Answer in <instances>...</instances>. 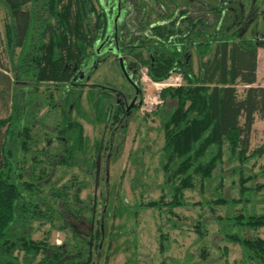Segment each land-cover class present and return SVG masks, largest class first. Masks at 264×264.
<instances>
[{
	"label": "trees",
	"instance_id": "16d2710c",
	"mask_svg": "<svg viewBox=\"0 0 264 264\" xmlns=\"http://www.w3.org/2000/svg\"><path fill=\"white\" fill-rule=\"evenodd\" d=\"M169 2L170 7L161 0H0L9 16L5 45L19 50L13 77L21 82L14 91L9 87L7 97L9 78L0 73V99L8 110L0 116V264H95L101 253L99 214L78 219L71 228L83 242L80 248L33 237L34 221L52 227L57 215L67 224L66 216L76 217L68 215L66 198L70 193L78 202L79 185L72 190L69 185L59 188L52 173L57 166L76 165L88 145L78 119L69 117L72 107L68 106L64 124L55 126L57 136L65 139L62 149L35 148L20 97L30 86L35 92L43 85L48 96L52 87L67 100L79 86V73L96 61L102 45L104 52L112 48L116 57L128 58L124 67L135 70V76L145 68L152 81L173 73L181 78L178 85L158 93L163 107L167 105L158 116L163 136L160 163L167 171L165 180H170L167 199L161 195L138 205L163 210L170 221L174 209L184 205V190L195 186L208 190L215 177L219 181L214 188H221L228 167L238 196H223L219 191L210 201L239 207L214 215L216 233L222 241L240 247V264H264V238L245 233L264 228V211H254L256 200L248 198L264 190V180H256L259 173L264 174V164L257 172L252 170L264 149L261 144L250 145L255 119L263 122L264 133V86L253 85L256 42L229 31L224 0L218 5L202 3L201 11L196 0ZM191 50L196 54L195 65ZM89 94L94 97L95 121L111 130L124 113L122 101H111L112 95L108 98L105 90L92 89ZM67 103L73 106L77 101ZM93 147L91 165L97 170L109 144L97 140ZM197 226L201 237L202 225ZM158 237L162 254L166 237L161 233ZM221 253H227L226 246Z\"/></svg>",
	"mask_w": 264,
	"mask_h": 264
},
{
	"label": "rangeland",
	"instance_id": "374dc122",
	"mask_svg": "<svg viewBox=\"0 0 264 264\" xmlns=\"http://www.w3.org/2000/svg\"><path fill=\"white\" fill-rule=\"evenodd\" d=\"M161 1L170 7L168 0ZM196 1L197 11H201L202 3L218 5L220 2V0ZM229 1L234 10L231 9V12L235 13L232 15L228 12L224 21L230 26L229 31L239 37L256 38L258 49L263 52L264 0ZM8 22L7 10L0 3V73L9 78L8 88L5 90L7 97L11 95L9 87L14 91L21 85V82L13 77L19 50L17 48L8 50L5 45V29ZM102 46L99 47L100 55L96 61L86 67V70H80L79 86L72 89L67 100H64V94L60 89L54 91L52 87L48 88L51 89L48 96L43 85H39L35 92L28 86L29 88L25 89L28 91L20 97L24 106L23 115L29 120L31 144L35 143V148L47 149L50 152L62 149L65 139L57 136L55 126L61 127L64 124L69 111L68 106L72 107L69 117L78 119L88 145L85 155L79 158L76 165L57 166L52 173L55 186L59 188L69 185L72 190V186L79 185L78 202L73 200L70 193L66 198L70 209L68 215L71 213L76 215L74 219L72 216L70 219L66 216L71 226L64 222L62 215H59L60 217L57 215L52 227L34 221L33 237L46 240L49 244L66 243L74 248H80L83 242L72 234L71 228L76 227L79 220L99 214L103 235L101 253L95 264H159L160 261H163V264H240V247L220 239V235L216 233L217 223L213 218L214 215L231 213L239 205L226 207L210 201L219 191L223 196L233 198L238 196L237 186L231 183L228 167L223 172L221 188H214L219 181L215 177L213 182H210L208 190L201 191L198 186L184 190V205L174 209V215L169 216L170 221L167 219V212L138 205L150 199H159L161 195L167 199L170 180H165L167 171L161 168L160 163L163 136L158 117L167 105L163 107L158 93L164 87L178 85L181 78L173 73L156 82L145 75L144 68H140L136 81L138 92L135 95L129 79L122 76L118 58L110 48V51L104 52ZM190 56L195 65L194 51H190ZM260 57V63H263L261 75L264 78V55ZM126 61L129 59L123 58L122 64L124 65ZM92 89L107 91L108 98L112 95L111 101H122L124 113L111 130L107 125L106 127L103 123H97L94 119L91 107L94 97L89 94ZM241 89L242 87L238 86L239 93ZM74 99L77 104L70 106L67 101L72 102ZM6 108L0 99V116L8 113ZM153 112H156L155 115ZM146 113L144 117L143 114ZM262 130L263 122L255 119L250 136L251 147L261 144L264 149ZM97 140L102 145L107 141L109 150L107 157L100 159L101 163L96 170L91 161L95 154L93 145ZM102 151L101 149L100 152ZM261 164H264V151L255 161L252 170L257 172ZM256 180L263 181L264 174L259 173ZM263 196L264 190L248 196L251 200H256L254 211H264V202L261 201ZM246 208H250V203L246 204ZM198 224L202 225L201 237L196 231L200 229ZM79 229L83 228L79 226ZM159 233L166 237L165 250L162 254L158 251ZM245 233L264 238L263 227ZM222 246L227 248L225 255L221 253Z\"/></svg>",
	"mask_w": 264,
	"mask_h": 264
},
{
	"label": "flooded vegetation",
	"instance_id": "af4514ba",
	"mask_svg": "<svg viewBox=\"0 0 264 264\" xmlns=\"http://www.w3.org/2000/svg\"><path fill=\"white\" fill-rule=\"evenodd\" d=\"M169 1V0H168ZM221 1V0H220ZM224 1H226L227 2V4H226V14L228 13V12H231V9H232V11H234L233 10V8L230 6V1L229 0H224ZM232 13V12H231ZM235 13H232V15H234ZM254 39V38H253ZM256 39V38H255ZM254 39V41L256 42V40ZM121 60H122V58H121ZM124 65H126V64H124ZM124 65H123V67H124ZM121 70V69H120ZM144 70H145V68H144ZM138 71V76H139V70H137ZM136 71L135 70H133V69H131V67L130 66H125L124 67V72H122V70H121V73H122V76H124V75H126V76H124L125 78H128L129 80H128V82H129V84L132 86V88H133V92L135 91V95H136V93L138 92L137 91V85H136V81H137V79H138V76H135V73Z\"/></svg>",
	"mask_w": 264,
	"mask_h": 264
},
{
	"label": "crops",
	"instance_id": "0c3cea01",
	"mask_svg": "<svg viewBox=\"0 0 264 264\" xmlns=\"http://www.w3.org/2000/svg\"><path fill=\"white\" fill-rule=\"evenodd\" d=\"M262 54L264 55V48H263V52H260L258 49V46L256 44L255 81H254L253 85L264 86V78L261 75L262 70H263L262 69L263 63H260V60H261L260 56Z\"/></svg>",
	"mask_w": 264,
	"mask_h": 264
},
{
	"label": "water",
	"instance_id": "95a60500",
	"mask_svg": "<svg viewBox=\"0 0 264 264\" xmlns=\"http://www.w3.org/2000/svg\"><path fill=\"white\" fill-rule=\"evenodd\" d=\"M114 37H115V34H114ZM99 47H100V46H99ZM110 50L112 51V48H110ZM116 51H117V50H116ZM117 58H118V65H119L120 69L122 70V72H124V67H123V64H122L121 57L118 56ZM124 76H126V75H124Z\"/></svg>",
	"mask_w": 264,
	"mask_h": 264
},
{
	"label": "built area",
	"instance_id": "2783aa9c",
	"mask_svg": "<svg viewBox=\"0 0 264 264\" xmlns=\"http://www.w3.org/2000/svg\"><path fill=\"white\" fill-rule=\"evenodd\" d=\"M145 102V101H144ZM143 107L141 106V109H142Z\"/></svg>",
	"mask_w": 264,
	"mask_h": 264
}]
</instances>
